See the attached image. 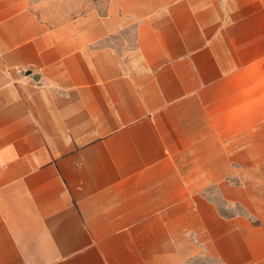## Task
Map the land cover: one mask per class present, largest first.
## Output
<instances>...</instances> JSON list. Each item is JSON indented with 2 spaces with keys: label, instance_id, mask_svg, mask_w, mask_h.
Wrapping results in <instances>:
<instances>
[{
  "label": "crops",
  "instance_id": "obj_1",
  "mask_svg": "<svg viewBox=\"0 0 264 264\" xmlns=\"http://www.w3.org/2000/svg\"><path fill=\"white\" fill-rule=\"evenodd\" d=\"M200 258L264 264V0H0V264Z\"/></svg>",
  "mask_w": 264,
  "mask_h": 264
},
{
  "label": "rangeland",
  "instance_id": "obj_2",
  "mask_svg": "<svg viewBox=\"0 0 264 264\" xmlns=\"http://www.w3.org/2000/svg\"><path fill=\"white\" fill-rule=\"evenodd\" d=\"M109 3L110 0H32V6L36 14L49 25H59L68 22L91 10L105 14ZM134 36V29L130 28L108 40L106 44L111 45L119 51L128 50L135 45ZM214 198L217 200L216 197ZM219 207L222 212L228 213V210L221 203H219ZM190 264L218 263L208 258H200Z\"/></svg>",
  "mask_w": 264,
  "mask_h": 264
}]
</instances>
